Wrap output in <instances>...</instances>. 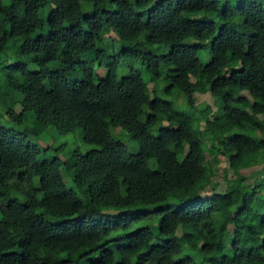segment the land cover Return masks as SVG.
<instances>
[{
    "label": "trees",
    "instance_id": "obj_1",
    "mask_svg": "<svg viewBox=\"0 0 264 264\" xmlns=\"http://www.w3.org/2000/svg\"><path fill=\"white\" fill-rule=\"evenodd\" d=\"M147 80L174 99L152 97ZM9 93L21 106L6 109L11 120L31 112L97 146L44 157L0 122V264H264V0H0ZM137 110L146 126L154 110L167 120L154 141ZM222 118L236 127L221 130Z\"/></svg>",
    "mask_w": 264,
    "mask_h": 264
},
{
    "label": "rangeland",
    "instance_id": "obj_2",
    "mask_svg": "<svg viewBox=\"0 0 264 264\" xmlns=\"http://www.w3.org/2000/svg\"><path fill=\"white\" fill-rule=\"evenodd\" d=\"M108 34L109 32L106 31ZM106 43H109L111 45L110 50L113 51V47L114 49H117L119 47V43L118 41H113V39L109 38L106 36V38H104ZM166 50V49H164ZM201 58L203 61H206L208 59V55L205 53V51H201L200 54ZM136 66L139 65L138 62H135ZM119 70V75H122L123 73H125L127 70ZM144 79H147V74L143 73ZM147 89L149 90L150 94L152 97H154L155 95H160L166 99L169 100H173V96L171 95H167V94H163L161 88L164 86L163 84H161L159 86V89L155 90V86L156 83L155 82H151L147 80ZM155 87V88H154ZM175 101V106L177 107H184L185 102L184 101H179V100H174ZM196 102L198 104H202V103H209L211 105V108L214 110L215 109V105H214V100L212 98V96L209 94V92H198L196 93ZM14 108L16 111H20L21 110V106L20 104L17 102L16 97L13 95V93H9L7 96L2 97L0 96V122L11 126L14 129L20 130V131H24L25 133L28 134L29 138L35 142H37L41 148H42V156L44 157H58L61 160H65L67 157H69L70 153L72 152V150L74 149H78L81 152H85L88 149H91L93 147H96L97 145L94 143H88L83 141L82 139V135H81V128H78L74 131L71 132H67V133H60L57 128L52 125V124H48V125H44L43 127H38L37 124L35 123V119L34 116L31 112H28L25 116V118L22 120V122H18L16 120H11L8 116V114L6 113V109L8 108ZM144 110H146V108H144ZM147 111V110H146ZM139 110H137V115L138 118L136 119V123L137 126L140 129L143 128H148L149 130L152 131L153 134V141L155 140V136H157V130L161 125H167V120L163 119L162 121L158 120V116L160 113L159 110H154V112L157 114L155 119L156 122L153 126H146L145 124V117L142 114H138ZM217 125L219 126V128L221 130H226V129H232L234 127H236V123L228 120L226 118H222L220 120L217 121ZM112 133L113 135H115L116 138L120 139L121 141H123L126 144V148L128 149L129 152L131 153H135L138 151V143L134 140V139H129L127 132L125 130H120L119 128H112ZM155 160L150 159L149 160V165L150 166H155ZM223 162L220 163L218 166L219 172L223 171ZM251 170H249L248 168L242 169L240 171V175H244V176H248V174H250ZM225 178L226 179H230L232 177H236V174H232L231 172H229L228 174L225 173ZM34 180H38L37 177L34 178ZM252 180V179H250ZM64 182L66 183V185L68 187H72L76 194L81 197L83 200L87 199L86 196V192H85V186L82 185H77L75 183V181L73 180V173L67 169L64 170ZM224 182H221V186H224ZM257 207H261L262 203L260 200H257L256 202ZM103 212H116L117 208L114 207H102L100 209ZM230 218V217H229ZM233 220V217H231ZM243 216H237L234 218V220H242ZM158 219L157 218H153V219H145V220H140L138 222H133L131 224V226L129 227V229L136 227L139 224H150L152 227H154L157 223ZM230 230L232 231L234 229V222L230 223L229 226ZM183 231L185 232L186 235H188L189 233L192 232L191 228L189 226L184 225L183 226ZM124 232L122 230H119L117 232ZM115 232L112 233V235H114ZM221 238H223V236H220Z\"/></svg>",
    "mask_w": 264,
    "mask_h": 264
}]
</instances>
